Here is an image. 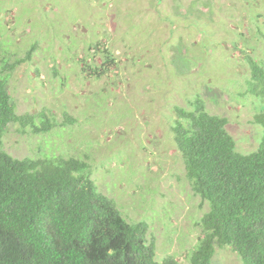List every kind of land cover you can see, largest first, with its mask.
I'll return each instance as SVG.
<instances>
[{"label":"rangeland","instance_id":"obj_1","mask_svg":"<svg viewBox=\"0 0 264 264\" xmlns=\"http://www.w3.org/2000/svg\"><path fill=\"white\" fill-rule=\"evenodd\" d=\"M240 34L259 38L245 53L263 60L264 0H0V70L1 60L24 59L37 45L9 81L17 112L48 110L61 125L34 135L11 124L4 150L87 159L99 191L130 223H148L157 260L189 264L209 205L176 147L175 108L200 94L212 115L229 120L239 151L258 147L255 99L238 96L249 76L245 53L232 46ZM83 59L109 72L84 71ZM65 113L76 122L64 126ZM213 264L243 263L217 247Z\"/></svg>","mask_w":264,"mask_h":264},{"label":"trees","instance_id":"obj_2","mask_svg":"<svg viewBox=\"0 0 264 264\" xmlns=\"http://www.w3.org/2000/svg\"><path fill=\"white\" fill-rule=\"evenodd\" d=\"M240 37L232 42L234 54L245 53L257 38ZM36 46L24 59L1 60L0 264H180L174 257L157 260L148 223H130L99 191L87 159L42 150L35 158L18 159L4 150L11 124L34 135L61 126L48 110L18 114L10 94L12 72L32 60ZM104 54L113 66V54L106 48ZM244 59L249 76L238 96L255 99L253 123L261 127L256 149L239 151L229 120L212 115L200 94L175 108L176 147L193 192L209 205L199 223L203 238L189 254V264H213L217 247L231 249L243 264H264V59L248 53ZM79 64L100 76L109 72L84 59ZM65 117L64 126L76 122Z\"/></svg>","mask_w":264,"mask_h":264}]
</instances>
